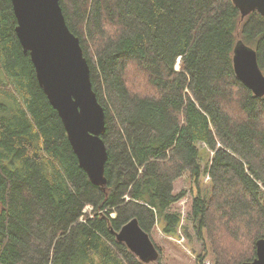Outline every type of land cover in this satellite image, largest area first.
<instances>
[{"label": "trees", "instance_id": "trees-1", "mask_svg": "<svg viewBox=\"0 0 264 264\" xmlns=\"http://www.w3.org/2000/svg\"><path fill=\"white\" fill-rule=\"evenodd\" d=\"M60 4L105 111L107 184L81 168L17 37L12 2L0 0V264H145L116 234L136 218L150 236L157 225L177 235L170 209L186 174L211 178L191 220L213 264L252 261L264 238V97L238 79L233 55L243 41L264 73V17L242 19L232 0ZM130 65L153 95L127 82ZM201 144L213 153L205 167Z\"/></svg>", "mask_w": 264, "mask_h": 264}, {"label": "water", "instance_id": "water-1", "mask_svg": "<svg viewBox=\"0 0 264 264\" xmlns=\"http://www.w3.org/2000/svg\"><path fill=\"white\" fill-rule=\"evenodd\" d=\"M244 19L253 12L264 17V0H232ZM17 19L15 32L35 67L40 87L57 110L81 168L92 183L105 187L108 147L105 111L91 81V70L80 39L66 24L60 0H11ZM233 66L238 79L255 96L264 97V74L255 49L239 41ZM145 264L159 259L149 234L136 218L116 234ZM243 264H264V238L256 242V257Z\"/></svg>", "mask_w": 264, "mask_h": 264}, {"label": "rangeland", "instance_id": "rangeland-1", "mask_svg": "<svg viewBox=\"0 0 264 264\" xmlns=\"http://www.w3.org/2000/svg\"><path fill=\"white\" fill-rule=\"evenodd\" d=\"M132 66V65H130ZM127 82L132 85L136 93L141 96L153 95V90L144 76L138 72L134 66L127 70ZM261 98V97H258ZM228 113H236V118L241 114L236 108L226 107ZM202 150L201 163L205 167L211 160L213 153L209 154L204 144L200 145ZM211 190V183L207 176L202 177L196 183L188 174L176 181L175 193L184 192L186 195L171 209V212H184V222L182 224L181 234L185 237H171L163 233L161 225H158L151 233V239L156 248L159 250L160 258L152 264H213L214 258L211 253L209 238L207 241H199L194 233L193 222L191 220L192 200L199 195L200 191L208 197ZM92 211L90 206L85 208V214ZM182 241V242H181Z\"/></svg>", "mask_w": 264, "mask_h": 264}, {"label": "bare ground", "instance_id": "bare-ground-1", "mask_svg": "<svg viewBox=\"0 0 264 264\" xmlns=\"http://www.w3.org/2000/svg\"><path fill=\"white\" fill-rule=\"evenodd\" d=\"M234 56V55H233ZM260 67V66H259ZM261 69V68H260ZM262 71V70H261ZM264 74V73H263Z\"/></svg>", "mask_w": 264, "mask_h": 264}]
</instances>
